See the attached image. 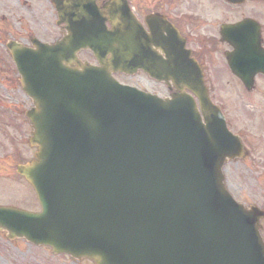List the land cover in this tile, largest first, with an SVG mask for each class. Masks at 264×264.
<instances>
[{
	"label": "water",
	"instance_id": "1",
	"mask_svg": "<svg viewBox=\"0 0 264 264\" xmlns=\"http://www.w3.org/2000/svg\"><path fill=\"white\" fill-rule=\"evenodd\" d=\"M53 2L67 31L61 39L6 43L32 100L26 116L37 147L17 172L41 207L0 206L7 238L93 264H264V211L235 202L223 186L221 167L241 149L202 82L182 78L204 122L183 91L160 99L111 76L139 65L156 75L144 59L152 45H173L147 34L126 0ZM80 49L99 65L81 62Z\"/></svg>",
	"mask_w": 264,
	"mask_h": 264
},
{
	"label": "flooded vegetation",
	"instance_id": "2",
	"mask_svg": "<svg viewBox=\"0 0 264 264\" xmlns=\"http://www.w3.org/2000/svg\"><path fill=\"white\" fill-rule=\"evenodd\" d=\"M16 5L10 4L6 0L7 6L11 7L12 14L19 13L17 17L18 26L14 27L11 19L6 20L5 30L9 38L20 40L25 45H30L32 39H40L45 42H54L62 36L64 30L61 24L57 23V14L52 0H15ZM105 0H96L97 4H102ZM132 3L133 11L149 31V26L155 31L160 41L173 47L169 49H179L175 61L182 65L181 70L191 69L197 71L195 62L200 68L204 84L207 87L218 86H238L243 87L242 80L231 72L228 64V54L236 51L244 44H252L250 41L235 39L228 42L223 39L222 25H234L230 36L245 35L252 37L258 35L259 45L264 49V0H243L240 3H228L223 0H129ZM260 4H256V3ZM253 5H259L258 8ZM262 5V8H261ZM228 11L227 17L221 18V11ZM16 18L15 16H10ZM9 17V18H10ZM26 19L24 23L23 19ZM5 16L2 15V19ZM246 24H241L243 21ZM237 24H241L237 26ZM239 29V30H238ZM177 49V51H178ZM162 59L165 54L159 51ZM193 60H190V59ZM235 61H238L234 57ZM153 63V61H152ZM137 74L143 81H147L157 86L168 88V86H182L184 74L176 72L167 82H157L155 79L147 78L141 71ZM200 76V73L196 74ZM264 82V74L253 75L252 88ZM172 91H168L170 93ZM244 92V91H242ZM249 102V101H248ZM250 103V102H249ZM226 122L229 129L238 134L246 147V160L249 166H264V133L255 129L252 125L253 114L262 113L261 121L264 125V111L259 110H239L233 106L225 107ZM258 111V112H257ZM250 114V115H249ZM231 122H236L234 127ZM254 132L255 136L251 134ZM263 153H260L259 151ZM239 160L235 161L238 162ZM25 161V160H23ZM21 178V177H20ZM228 189L236 197L235 191L226 176ZM234 192H233V191Z\"/></svg>",
	"mask_w": 264,
	"mask_h": 264
},
{
	"label": "rangeland",
	"instance_id": "3",
	"mask_svg": "<svg viewBox=\"0 0 264 264\" xmlns=\"http://www.w3.org/2000/svg\"><path fill=\"white\" fill-rule=\"evenodd\" d=\"M206 1V0H205ZM10 4L16 5L15 0ZM260 4V3H256ZM6 0H0V205H12L22 208H35L37 200L35 193L29 184L23 182L14 175L13 165L19 159H26L31 155L27 145L29 127L22 117L21 112L30 102L21 91L16 82L15 73L12 71L11 60L4 49V34L6 20H10L14 27L18 26L19 13L12 14L11 7ZM258 8L259 5H253ZM262 8V5H261ZM228 11H221V18L229 16ZM2 15L5 16L2 19ZM10 16H15L12 18ZM10 17V18H9ZM24 18L23 22L26 21ZM82 57H88L82 54ZM116 78L129 84H140V78L136 75L124 76L117 74ZM146 88L161 90L151 83L141 81ZM214 91L217 100L222 101L227 107L239 110L264 111V82L248 92H242L237 86H218ZM247 97V99H246ZM239 100V101H238ZM249 101L246 106L245 103ZM11 108L6 115L5 111ZM259 110V111H260ZM258 112V111H257ZM250 115V114H249ZM262 113L253 114L252 125L261 133H264V125L261 121ZM237 127L236 122H231ZM253 136L254 132L250 131ZM260 153H263L261 150ZM227 179L234 188L236 198L245 204L256 203L264 209V166H249L246 160L231 162L224 166ZM233 191V190H232ZM233 191V192H234ZM264 224V219H263ZM0 264H92L87 259H72L65 255H53L47 247H37L29 244L24 239L8 240L0 231Z\"/></svg>",
	"mask_w": 264,
	"mask_h": 264
}]
</instances>
